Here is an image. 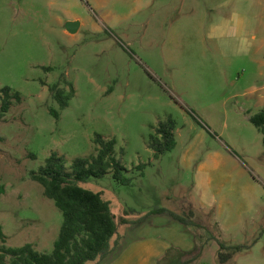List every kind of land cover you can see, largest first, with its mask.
Returning a JSON list of instances; mask_svg holds the SVG:
<instances>
[{"label":"rangeland","instance_id":"rangeland-1","mask_svg":"<svg viewBox=\"0 0 264 264\" xmlns=\"http://www.w3.org/2000/svg\"><path fill=\"white\" fill-rule=\"evenodd\" d=\"M54 84L74 89L64 108ZM6 86L20 99L0 118V246L52 251L62 212L30 172L52 152L67 167L96 154L99 133L132 179L81 183L109 202L111 242L136 224V247L156 234L167 246L151 264H264L263 134L249 121L264 109V0H0ZM169 117L176 144L155 157ZM156 207L185 222L144 218ZM220 243L241 249L220 262Z\"/></svg>","mask_w":264,"mask_h":264},{"label":"trees","instance_id":"trees-1","mask_svg":"<svg viewBox=\"0 0 264 264\" xmlns=\"http://www.w3.org/2000/svg\"><path fill=\"white\" fill-rule=\"evenodd\" d=\"M50 89L60 107H66L67 100L74 91L73 87H70L67 96L63 94L58 84H54ZM12 99L19 101L18 91L12 92L8 86L0 89V118L9 110ZM51 112L58 117L57 111L52 109ZM249 121L263 134L264 145V109L251 115ZM174 129L175 121L170 117L158 123L156 136L151 137L149 144L155 157L175 146ZM94 143L97 145L96 154L75 157L68 167L64 156L52 152L37 170L30 172L31 179L43 186L44 195L52 199L62 212L63 221L52 251L50 253L37 251L29 243L16 248L0 246V264H7L5 262L7 256H10L8 264H85L104 259L120 245L117 239L111 242L117 233V222L111 213L109 202L100 192L85 188L81 183L91 178H102L108 171H111L113 179L119 184L128 185L132 179L126 175L127 168L115 155L114 138L106 139L96 133ZM165 212L175 220L185 222L183 217L163 207L154 208L144 215V218ZM120 223L129 224V221L121 217ZM0 238L4 243L5 238L1 229ZM240 249L241 246H234L226 250L220 243L218 252L220 262L232 258Z\"/></svg>","mask_w":264,"mask_h":264},{"label":"crops","instance_id":"crops-1","mask_svg":"<svg viewBox=\"0 0 264 264\" xmlns=\"http://www.w3.org/2000/svg\"><path fill=\"white\" fill-rule=\"evenodd\" d=\"M168 223H170L169 220H164L161 225L165 226ZM173 223H175L174 220ZM139 226L141 225L135 224L131 226L125 235L123 243L108 255L109 257L107 261L104 262L105 264H117L114 262H119L125 257L127 258V263L129 264V261L132 258L136 259V257L140 254H142V257L139 258V262L145 260L142 264H151L155 258L159 257L164 252L167 246L162 243V238L160 239V236L157 234L153 235L147 243H144L141 246L139 245L140 248L136 247L138 237H136L135 232ZM159 241H161V244H158Z\"/></svg>","mask_w":264,"mask_h":264},{"label":"water","instance_id":"water-1","mask_svg":"<svg viewBox=\"0 0 264 264\" xmlns=\"http://www.w3.org/2000/svg\"><path fill=\"white\" fill-rule=\"evenodd\" d=\"M79 26V21H68L66 23V28L69 32L74 33Z\"/></svg>","mask_w":264,"mask_h":264}]
</instances>
